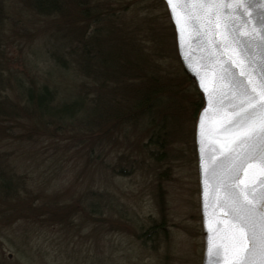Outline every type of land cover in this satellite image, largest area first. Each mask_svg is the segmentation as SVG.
I'll return each mask as SVG.
<instances>
[{
  "label": "rangeland",
  "instance_id": "rangeland-1",
  "mask_svg": "<svg viewBox=\"0 0 264 264\" xmlns=\"http://www.w3.org/2000/svg\"><path fill=\"white\" fill-rule=\"evenodd\" d=\"M3 3L0 170L12 176L20 198L0 195V264H201L194 130L202 101L179 64L162 1L86 0L98 17L84 16L88 9L76 0L50 17L36 14L30 0ZM97 28L105 39L111 31L117 41L132 37L139 68L99 94L79 59L85 44L96 51L89 36ZM89 64L91 72L94 60ZM155 72L165 91L152 90L146 110L134 92ZM44 85L56 104L82 98L87 108L78 119L99 124L79 132L34 125L37 114L23 110L19 86ZM41 199L72 223L42 227L48 210ZM86 200L100 203L103 213L86 218Z\"/></svg>",
  "mask_w": 264,
  "mask_h": 264
},
{
  "label": "water",
  "instance_id": "water-1",
  "mask_svg": "<svg viewBox=\"0 0 264 264\" xmlns=\"http://www.w3.org/2000/svg\"><path fill=\"white\" fill-rule=\"evenodd\" d=\"M161 1L202 101L194 130L201 264H264V4Z\"/></svg>",
  "mask_w": 264,
  "mask_h": 264
},
{
  "label": "trees",
  "instance_id": "trees-1",
  "mask_svg": "<svg viewBox=\"0 0 264 264\" xmlns=\"http://www.w3.org/2000/svg\"><path fill=\"white\" fill-rule=\"evenodd\" d=\"M76 1H79V4L86 7V0H76ZM65 2L66 0H30V6L39 16L50 17L62 13L66 5ZM3 6H4L3 0H0V27H1V23L3 22V19H6V15H7V12L5 10L6 7ZM92 8L94 12L92 11L90 12L88 7H86V9H88L86 11L88 12L84 13V16L88 15V13L90 12V15L92 14V16L96 15V17H98L99 13L97 12L98 9L97 6L96 7L93 6ZM97 32L99 33L98 28L94 30L93 35L89 36V44H91L96 51L94 53H91L90 48H88V45L85 44L82 47V53H81L82 55H80L82 59L81 58L79 59L83 60L84 63L88 64V66L85 67L84 65V67H82L83 74L84 73H87L88 75L91 74V77L93 78L94 81H96L95 83H97L95 90L97 91V94H99L101 90L102 92H104V88L107 82L111 81L110 83H116L117 82L116 77L127 78V75L134 76L132 74L133 73L137 74L139 68H138V64H136L138 59L136 60L134 57H132V52L134 51L133 50L134 42L132 37L117 41L115 40L112 31L108 33L109 38L106 39L103 36L106 33L105 34L103 33V35H97L98 34ZM90 39H92L91 40L92 43H90ZM116 42L117 43L120 42V44L123 47L118 48V50H116L115 48L114 49L115 52H110V50H112L111 46L117 45ZM106 45H111V46H109L107 50H105L104 47H106ZM101 56L102 58H100ZM139 56L141 55L139 54ZM92 60H94V67L93 70L90 72L89 69L92 68V66L89 64V62ZM139 60L143 62L145 59L140 57ZM145 61H146L145 65H147V60ZM141 70L143 71V69ZM143 73L145 74V72ZM145 75L148 76L147 74ZM150 77L151 78L149 77L147 78V82H145L146 78L142 77L140 90L138 92H134L135 96L138 99H141L142 103L139 106L140 107L142 106V108L146 110L149 109V103H147V99L148 97H150L152 90L155 91V93H159V91L161 92L165 91L163 89L164 81L157 73L151 74ZM19 87L20 89H23V100L25 102V107L23 108V110L25 112L29 110L31 114H33V112L37 114V117H34L37 118V120L34 122L32 121L34 125L42 122L43 123L42 127L44 129L50 128L54 131L56 130L57 126L63 127V126L71 125L73 129L79 132L82 129L89 130L91 126H96L99 124V122L98 124L97 123L93 124L92 122L87 123L83 120L78 119V117L81 116V114L87 108L84 106L82 98L81 101H77L75 99L69 102H60L56 104L55 92L45 85L41 87H27V88H23L21 86ZM113 102L115 103L114 110L116 109L121 110L122 100L114 98ZM149 102L151 103V100ZM95 107H96L95 105H92L91 111L95 112V110H98V108L95 109ZM137 107L138 105L134 104L133 106L129 107V109L135 110L137 109ZM31 117H33V115H31ZM46 132L50 133L49 130H47ZM18 194L19 192L17 190V184L13 183L12 176L10 174L8 175L3 170H0V195H2V197L9 200H14V199L16 200L20 198L18 197L19 196ZM41 200H42L41 206L44 207L45 211L48 210L44 213V217L40 223L42 227L45 226L46 228H49V227L58 226L59 224L61 225L63 223L65 224L72 223L69 220H73V218L65 220L62 219L60 216H58V214H56L59 207L58 205L56 204L50 205L47 204L45 200L43 199ZM79 201L82 203V199ZM65 207L67 206L65 205ZM65 211L67 215L70 212V210H68L67 208L64 210V212ZM81 212L85 213L87 215L86 218H88L90 215H96V216L101 215V213H103V210L100 203L98 202L93 203L91 201L86 200L85 203L83 204V209ZM98 221H100V218H98Z\"/></svg>",
  "mask_w": 264,
  "mask_h": 264
},
{
  "label": "snow or ice",
  "instance_id": "snow-or-ice-1",
  "mask_svg": "<svg viewBox=\"0 0 264 264\" xmlns=\"http://www.w3.org/2000/svg\"><path fill=\"white\" fill-rule=\"evenodd\" d=\"M229 2H233V0H225V3ZM235 2L237 7H242L254 3V0H235ZM259 2L264 4V0H259ZM169 3H171V0H169Z\"/></svg>",
  "mask_w": 264,
  "mask_h": 264
}]
</instances>
